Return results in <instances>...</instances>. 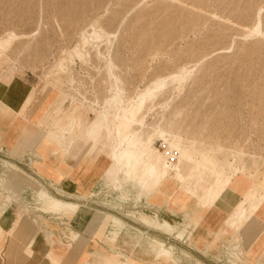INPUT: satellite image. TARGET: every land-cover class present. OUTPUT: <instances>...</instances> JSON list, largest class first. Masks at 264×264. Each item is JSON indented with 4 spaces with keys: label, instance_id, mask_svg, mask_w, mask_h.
Returning a JSON list of instances; mask_svg holds the SVG:
<instances>
[{
    "label": "rangeland",
    "instance_id": "obj_1",
    "mask_svg": "<svg viewBox=\"0 0 264 264\" xmlns=\"http://www.w3.org/2000/svg\"><path fill=\"white\" fill-rule=\"evenodd\" d=\"M6 102L18 109L12 120L3 114ZM103 108L109 113L103 129L97 142L87 146L83 136ZM41 123L52 125L49 133L56 138L36 134ZM115 126L121 148L144 151L141 160L148 166H135L125 178L128 197L115 194L110 206L103 201H112L107 188L113 179L101 175L106 166L101 159L110 139H117ZM10 129L28 135L30 153L57 165L62 181L79 165L89 171L87 180L99 181L91 185L87 222L92 217L81 237L61 225L78 214L75 208L62 212L59 204L43 206L40 212L55 223L37 220L20 203L22 171L0 161V179L8 177L18 196L10 200L0 193V239L11 233L17 242L8 249L12 262L33 257L32 264H61L81 239L104 244V237L123 233L116 248L140 259L121 260L119 248L122 255L115 264H168L166 257L155 260L161 248L149 237L158 239V231L151 229L148 237L136 229L141 228L137 218L127 216L142 212L145 202L155 208L175 203L173 215L182 214V232L193 244L231 245L244 252V264H264L262 258L251 262L241 246L244 239L254 244L264 232V201L255 204L257 213L239 234L229 218L248 195L264 196V0H0V139ZM180 159L185 182L171 200L159 191L163 180L153 166L160 169L167 160L173 175ZM6 164L17 167L14 174ZM217 174L221 179L215 184ZM228 177L233 184L243 180L248 190L233 185L212 205L205 193L212 186L221 192ZM230 192L239 198L229 204L226 220L208 234L212 241L194 238L192 225L198 228L208 210ZM9 211L17 213L11 225ZM102 212L122 224L109 223L103 235L97 217ZM40 235L49 248L45 257L31 249ZM238 237L240 244L233 242ZM163 239L176 244L173 235ZM145 244L154 247L149 262L140 249ZM88 251L82 264H104L103 257H109L103 248Z\"/></svg>",
    "mask_w": 264,
    "mask_h": 264
},
{
    "label": "crops",
    "instance_id": "obj_2",
    "mask_svg": "<svg viewBox=\"0 0 264 264\" xmlns=\"http://www.w3.org/2000/svg\"><path fill=\"white\" fill-rule=\"evenodd\" d=\"M86 145L88 146L87 143ZM30 146H32L31 138L28 135H24L20 133V130L10 129L6 131L5 135L2 136V139H0V161H2L3 163L8 162L14 164L22 171L20 181L18 184L16 183L17 192L21 195L20 203L33 209L35 212H39V215L55 223L53 217L42 214L38 210L37 206H39L40 203L38 202L37 192L30 187L32 181H35V185H40L42 188L48 191L49 194H51L53 197L61 198L63 200H68L77 203L80 206V212L76 214V216H74L72 220L63 221L61 225L65 227L67 233H69V231L71 230L80 234L81 237H83L82 234L86 232L92 217L91 215V217L88 219L87 222L86 213L88 212L86 211L88 210V204H89V200L87 199L94 190L91 189V185L94 184V186H96L99 181L97 180V178L87 180L89 171H87V168L85 166H81V165L74 167L70 172V174L68 175L67 179L62 181L60 179V174L56 169L57 165L52 164L50 161L44 162L40 158L34 156L29 151ZM33 149L35 152L36 149L35 148ZM101 161L104 162L106 165L101 175L102 176L104 174L107 175L108 174L107 171L110 168L109 163L103 158L101 159ZM2 167L3 169H6L4 168L3 165ZM156 176L159 179L163 180V182H161L158 185L159 186L158 189L160 191L162 185L166 182V177L160 175L159 173H156ZM175 181L177 182V180ZM16 184L14 183V185ZM58 190L65 193V195H70L71 197L73 196L74 197L65 198L66 196L65 197L62 196L60 192H58ZM191 191H193V187H191ZM227 191L228 189L224 191L223 194L226 193ZM166 196L169 199V195ZM238 198L239 196L230 192V194H228L225 201L211 207L203 217L202 224L198 226V228L194 229V225H192V228L190 230L192 231L193 237L194 238H198L199 236L207 237L210 243L212 241V237H209L208 234L215 231L226 220L228 216L227 208L229 204L236 201ZM240 203H238L235 209H233L229 214L230 220L233 212L236 210V208ZM142 206L144 207L142 213H146L149 216H151L154 213H158L160 216H164L171 224L175 226L176 230L174 231L173 237L176 244H168L167 241L163 239V237H165L166 235L165 232L163 233V231L155 230V229L154 231H158L159 234L158 240L163 241L165 244L170 246L172 245L174 247L175 254L177 257L180 256L178 258L181 259V261L183 262L182 264H186V263L230 264L227 248L223 244L220 245L207 244V243L193 244L192 241L188 240V237H184L183 240L182 239L179 240L176 238L179 232L183 233L182 231L184 229L185 223H183L180 219L182 214L173 215L172 212H170L166 206L154 208L156 209L155 212H152L150 210L151 208L148 207V205H146L145 202L142 203ZM256 209L253 211V213L249 212L250 217L253 216L254 213H257ZM6 215L8 217L7 220L8 225L13 224V222L17 218V213L14 211H9L8 214ZM250 217L246 221L245 225H243L244 227L241 225L240 222L239 223L237 222L236 224V222H233L231 220L234 225L233 228H235L234 231L236 230L238 234L242 232L243 229L246 227V224L249 223ZM139 225H141V228L140 227L139 228L133 227V228L140 230L144 235L148 237L151 236L152 228L146 226L144 223H141ZM170 235L172 236V234ZM11 236H12L11 233L9 235L6 233L4 236L2 235V240L0 239V264L21 263V262L19 263L18 260L19 258L15 259L16 261L13 262L11 261L12 256L9 255L10 253L8 249L12 248L13 244H17L15 240L11 239ZM243 241L244 243L241 244V246L244 249L248 250L247 256L250 259V261L257 262L262 258V261L264 263V232L261 234V236L254 244H249L245 239ZM211 247L213 248L216 247L217 250L213 251ZM99 248H103L106 252L112 255L117 254L119 252L118 250L108 247L105 244H86L85 241L81 239L77 244L73 245V247L69 252L68 257L65 258V260H63L61 264H82L81 257L82 254H84V252H89L88 250L94 252ZM119 248L122 249L120 252L123 254L121 260H125L126 258H133L135 260L140 259L136 256H133L129 251H125L121 246H118V249ZM31 249L35 255L41 257H45L49 252V248L44 243L42 235H40L38 240L33 243ZM140 249H142V254H143L142 257L148 262L151 261L154 255V247L145 244ZM45 250L46 253L45 255H43ZM106 257L103 258L105 259ZM25 259H28V257H26ZM34 261L35 260H33L32 257L30 261L21 264H32ZM238 264H241V262H238Z\"/></svg>",
    "mask_w": 264,
    "mask_h": 264
},
{
    "label": "bare ground",
    "instance_id": "obj_3",
    "mask_svg": "<svg viewBox=\"0 0 264 264\" xmlns=\"http://www.w3.org/2000/svg\"><path fill=\"white\" fill-rule=\"evenodd\" d=\"M119 97H120V93L117 95V98H119ZM99 110H101V112L99 113V117L94 122L91 123L87 132L83 136L85 138V140H87L86 143H96L97 142L96 138H97L98 134L102 131L104 121L108 117L109 113H108L106 108L99 109ZM17 111H18V109L12 110L9 107L7 102L4 103L3 114L9 115L11 117V120L14 119L16 114H18ZM51 126H48V125L42 124V123L37 125L38 129L36 130V134L40 133L42 135L43 139L48 137V136H50V138H54V137L56 138V136L50 135V133H49ZM115 132L117 133V137H116L117 139L112 140L109 138L110 141L108 143V146L105 147V149H103V151H102V158L105 159L106 161H108L109 167H110L109 170L107 171V173L109 174V178L113 179L112 184L107 188L108 189L107 194H109L111 196L112 201L110 203L107 201H103V205H110V206H113L112 205L113 204V197H116L115 194L124 193V195L126 197H128L127 192L125 190V178L131 176V173L134 171L135 166L139 165L141 162H142V164H140L141 165L140 169H145L148 166L144 160H141V158L144 155V151L134 152L131 150L130 146L127 147L126 149H122L121 148L119 127L115 126ZM109 133L111 134V129L109 130ZM71 144L73 145V139L70 140L69 146ZM122 157H123V159H122ZM181 161H182V159H180L179 164L177 166H175V171H174L173 175H169L168 171H170L172 169L170 168L167 160L161 163L160 169L157 166H153L156 173H159L160 175L166 177V182L163 185L161 184L162 187H161L160 191H161V193H163L165 195H169V199H171V200H175V198L176 199L178 198L177 196L179 195L180 189L182 188L181 184H184V182H185L184 176L182 174V167H181L182 162ZM5 167L12 174H14L16 171L15 169H17V167L12 166L11 164H9V165L6 164ZM135 173H136L137 177L141 176V172L137 171V169H135ZM14 179L18 181L17 177H15ZM220 179H221V175L217 174V178H215V180H214L215 184H218ZM8 180H9L8 177L6 179H4V178L0 179V193L2 195L7 196L8 199H10V200L16 199V198H18V196L16 195L15 189L10 188ZM175 180H177V182ZM173 182H175L174 185L172 184ZM233 185L237 186L240 189H244V190L247 189V185L243 180H238L235 184H233L231 177H228V178H226V182L223 185L221 192L215 193L214 190L212 189L213 188V186H212L209 189V191H207L205 194L209 196V198H210L209 202L211 204H213L223 194L224 191H226L227 189H229V187H232ZM30 187L37 192L38 202L40 203L39 208H38L39 211H41V207H43V206H55V205L59 204V209L62 212L68 211L71 208H75L78 211V213L80 212V206L78 204H75V203L73 204L70 201H66V200H62V199L53 197L51 194H49L48 191H46L40 185H35V181H32V183L30 184ZM189 191H191V186L188 189V192ZM58 192H60V194L62 196H64V197L66 196L65 198H73L74 197V196L71 197L70 195H65V193H63L62 191H59V190H58ZM127 200L130 202L132 201V199H127ZM258 201H264V196H261V198H258L257 196H254V195H251V196L248 195V197H246L245 200L242 201L238 205L236 210L233 212V214L231 216V220L233 222H236V224H237V222L238 223L240 222L242 226L245 225L246 221L250 217L249 212L253 213V211L256 209L255 204ZM147 205L150 208H153V209L155 208L153 203L152 204L148 203ZM174 206H175V203L174 204L171 203L170 206L167 207L168 210L170 212H172V214L174 212ZM27 209H28V211H30L31 214L35 215V218L37 220H40V221L42 220L43 223L46 222V221H43V219H42L43 216L38 215L33 209L29 208L28 206H27ZM127 216L131 219L137 218L138 222L144 223L146 226H148L152 229L161 230V231H163V233L165 232L166 234H172L173 235L174 231L176 230V228L173 224H171L164 216H160L158 213H154L151 216L147 215L146 213H142V212L137 213V214L128 213ZM97 217H98L99 221L102 222V229H101V231H103L102 234L105 232V229H106L103 227L107 226L109 223L114 224L112 227H118L119 225L122 224L121 220H119L117 217L108 215V214L103 213V212L100 213ZM61 221H64V220H61ZM131 231H133V230H131ZM62 232H65V231L62 229ZM122 234L120 236L115 235L113 237H107L106 236V237H104L103 242L108 247H111V248H114L115 250H118L116 248V245H117L118 240L121 238ZM176 238L179 240H181V239L183 240L184 234L179 232V234L176 236ZM74 239L75 238L73 236L71 238V242L74 241ZM149 240L153 244H156L157 246H159L161 248V251L156 253V257H155L156 261H161V260H163L164 257H166L169 260V262H167L168 264H182L183 263L181 261V259L178 258L180 256H178V257L176 256L175 249L173 246L167 245L163 241H160L156 238L149 237ZM233 242L236 244H240L241 239H239V237H238V240L235 239V240H233ZM189 244H191V243H189ZM228 244H232V243L229 242ZM226 248L228 251L230 264H238V262H241V264H244V262L242 260V256H243L244 252L241 253V251H236L235 249H233V247L231 245H227ZM121 255L122 254L120 252H118L117 254H114V255L109 253V257H106L104 259V264H115L116 260Z\"/></svg>",
    "mask_w": 264,
    "mask_h": 264
}]
</instances>
